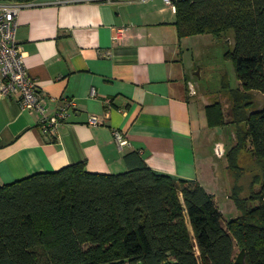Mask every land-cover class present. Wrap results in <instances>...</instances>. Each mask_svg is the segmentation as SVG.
<instances>
[{
    "label": "crops",
    "instance_id": "crops-1",
    "mask_svg": "<svg viewBox=\"0 0 264 264\" xmlns=\"http://www.w3.org/2000/svg\"><path fill=\"white\" fill-rule=\"evenodd\" d=\"M174 14L163 0H36L20 9L16 39L49 113L73 105L45 135L37 113L0 91V187L75 164L124 173V156L137 152L158 174L198 182L223 216L234 213L199 150L215 130L204 113L211 104L190 95V37L178 38ZM122 28L127 35L113 43Z\"/></svg>",
    "mask_w": 264,
    "mask_h": 264
},
{
    "label": "trees",
    "instance_id": "trees-1",
    "mask_svg": "<svg viewBox=\"0 0 264 264\" xmlns=\"http://www.w3.org/2000/svg\"><path fill=\"white\" fill-rule=\"evenodd\" d=\"M29 4L36 0H6ZM179 39L234 32L225 54L240 83L229 91L231 124H244L226 153L235 178L229 198L238 215L224 224L196 181L152 171L137 152L124 173L91 174L83 164L35 174L0 187V264H264V0H173ZM220 103L205 107L210 130L225 126ZM260 168L240 195L238 154ZM236 180V181H235Z\"/></svg>",
    "mask_w": 264,
    "mask_h": 264
},
{
    "label": "rangeland",
    "instance_id": "rangeland-1",
    "mask_svg": "<svg viewBox=\"0 0 264 264\" xmlns=\"http://www.w3.org/2000/svg\"><path fill=\"white\" fill-rule=\"evenodd\" d=\"M234 32L227 31L220 35H197L187 39L186 44L190 49L191 60L190 75L192 77L193 87L198 99L205 96L210 104L220 103L223 109L225 126L215 129L207 137L204 138V143L200 146L205 162L208 164V169L213 170L219 178L221 190L227 196H231L232 184L235 176L230 173L228 163L226 161V153L232 147L236 146L235 137L245 130L244 124H231L233 117L231 116L232 97L229 91L224 90L222 85L226 84L232 89L239 87L240 83L236 80L233 64L225 58L227 52H231L234 47ZM194 73L196 75H194ZM240 88V87H239ZM203 101V100H202ZM251 101L253 102V111H259L264 108V98L258 92L251 93ZM221 143L224 146L225 153L222 157H218L214 152V145ZM248 149L241 151L238 154V165L242 169V175L238 178L240 186V195L246 197L250 194L251 181L254 175H260V168ZM236 181V180H235ZM221 197V194H219ZM232 201V200H231ZM223 199L220 198V204H223ZM233 203V201L231 202ZM230 213V210H225L223 222L226 225L230 218L238 215L235 204ZM233 215V216H232Z\"/></svg>",
    "mask_w": 264,
    "mask_h": 264
},
{
    "label": "built area",
    "instance_id": "built-area-1",
    "mask_svg": "<svg viewBox=\"0 0 264 264\" xmlns=\"http://www.w3.org/2000/svg\"><path fill=\"white\" fill-rule=\"evenodd\" d=\"M165 5L175 10L173 0H163ZM27 4H20L0 0V75L1 97L19 96L18 105L22 111L35 112L40 116V129L45 135H53L59 124L68 118V109L72 103L60 108L54 113H49L47 99L37 88L35 81L26 71L24 56L17 42V17L20 9ZM125 28L114 29L113 43L121 42L127 35ZM94 94V93H93ZM101 121L97 117L89 119L90 125H97ZM115 141L119 146L127 145L121 134L114 133Z\"/></svg>",
    "mask_w": 264,
    "mask_h": 264
},
{
    "label": "water",
    "instance_id": "water-1",
    "mask_svg": "<svg viewBox=\"0 0 264 264\" xmlns=\"http://www.w3.org/2000/svg\"><path fill=\"white\" fill-rule=\"evenodd\" d=\"M196 75V74H195ZM190 89V95H195V90L193 89L192 84L189 85ZM224 146L221 143H218L214 147V152L218 157H222L225 153V150L223 149ZM245 257H246V252L242 250L236 257H235V262L234 264H245Z\"/></svg>",
    "mask_w": 264,
    "mask_h": 264
}]
</instances>
